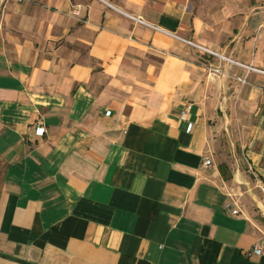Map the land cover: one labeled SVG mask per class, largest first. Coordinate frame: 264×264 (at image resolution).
I'll list each match as a JSON object with an SVG mask.
<instances>
[{"label": "crops", "instance_id": "0c3cea01", "mask_svg": "<svg viewBox=\"0 0 264 264\" xmlns=\"http://www.w3.org/2000/svg\"><path fill=\"white\" fill-rule=\"evenodd\" d=\"M189 4L0 0V264H264V0Z\"/></svg>", "mask_w": 264, "mask_h": 264}, {"label": "built area", "instance_id": "2783aa9c", "mask_svg": "<svg viewBox=\"0 0 264 264\" xmlns=\"http://www.w3.org/2000/svg\"><path fill=\"white\" fill-rule=\"evenodd\" d=\"M10 1H17L19 4H22V3H28V2H31L32 0H2L3 3H8ZM80 11H81V6L78 5L76 6L73 11H72V15L75 16V17H79L80 16ZM130 18L138 23V24H141L143 26H146L148 28H151L152 30H154L155 32H158L160 34H163L169 38H172V39H175V40H178V41H181V42H184L186 44H188L189 46L193 47V48H196L197 50H199L200 52L204 53V54H208V55H211L213 57H216V58H219L220 60H225L226 62L228 63H231V64H238L240 65L238 62H235L233 61L232 59L230 58H226L224 57L223 55H220L218 53H215V52H212L206 48H203L201 46H198L197 44H195L194 42H191V41H188L186 39H183L179 36H177L176 34L172 33V32H169L159 26H155V25H152L148 22H146L144 19H142L141 17H135V16H130ZM250 70L252 71H255V69L253 68H249ZM210 71H214L215 74H221V71L219 69H214L212 70L210 68ZM264 73V72H262ZM237 81L240 83V84H246V80L244 79H240V78H237ZM190 110V106L187 107L185 109V111L181 114V120L183 122H187L188 124V121H187V116H188V112ZM187 129L188 131H191L192 130V124H188L187 126ZM44 132H45V129L43 128V126H38L37 127V134L39 136H43L44 135ZM205 166L207 167H212L213 166V163H212V160L210 158H206L205 160ZM249 171H250V175H251V179L253 181V184L255 186V188L261 193L262 195V208H259L260 211H261V214L264 216V169H263V172L262 173H258L253 167L249 166ZM226 210L227 212L231 215V216H240L242 214L241 210L239 208H233L231 204H227L226 206ZM263 249H264V244L263 243H260L259 245L256 246V248L254 249V253L257 254V255H261L263 253Z\"/></svg>", "mask_w": 264, "mask_h": 264}, {"label": "rangeland", "instance_id": "374dc122", "mask_svg": "<svg viewBox=\"0 0 264 264\" xmlns=\"http://www.w3.org/2000/svg\"><path fill=\"white\" fill-rule=\"evenodd\" d=\"M231 2V0H190V7L197 10L202 9L206 12H209L211 9L217 6H227V4ZM215 58V57H213ZM219 60V58H218ZM212 70L219 69L213 66L210 67ZM220 70V69H219ZM221 71V70H220ZM210 74H215L214 71H210ZM243 144L241 142V138L238 136H233L231 133L227 131H223L222 135L219 138V148H221L220 153L224 154V161L232 162L235 164L236 161L242 158L243 154ZM226 164V163H224ZM1 179V173H0Z\"/></svg>", "mask_w": 264, "mask_h": 264}, {"label": "trees", "instance_id": "16d2710c", "mask_svg": "<svg viewBox=\"0 0 264 264\" xmlns=\"http://www.w3.org/2000/svg\"><path fill=\"white\" fill-rule=\"evenodd\" d=\"M220 170L225 178L229 179L231 177L228 175L229 173L227 174L228 168L225 164L220 165Z\"/></svg>", "mask_w": 264, "mask_h": 264}]
</instances>
